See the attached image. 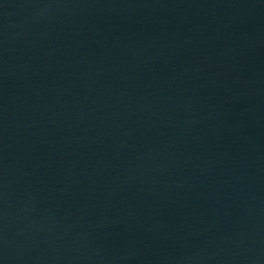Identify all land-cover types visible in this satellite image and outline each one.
Returning <instances> with one entry per match:
<instances>
[{"label":"water","instance_id":"obj_1","mask_svg":"<svg viewBox=\"0 0 264 264\" xmlns=\"http://www.w3.org/2000/svg\"><path fill=\"white\" fill-rule=\"evenodd\" d=\"M0 264H264V0H0Z\"/></svg>","mask_w":264,"mask_h":264}]
</instances>
